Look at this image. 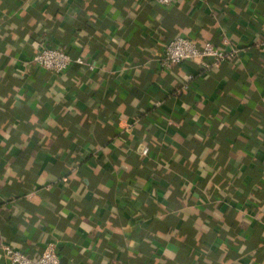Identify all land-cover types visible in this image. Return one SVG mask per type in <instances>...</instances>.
<instances>
[{
    "label": "crops",
    "instance_id": "crops-1",
    "mask_svg": "<svg viewBox=\"0 0 264 264\" xmlns=\"http://www.w3.org/2000/svg\"><path fill=\"white\" fill-rule=\"evenodd\" d=\"M178 35L240 56L166 69ZM44 44L94 68L43 71ZM5 242L67 264H264V0H0Z\"/></svg>",
    "mask_w": 264,
    "mask_h": 264
},
{
    "label": "built area",
    "instance_id": "built-area-1",
    "mask_svg": "<svg viewBox=\"0 0 264 264\" xmlns=\"http://www.w3.org/2000/svg\"><path fill=\"white\" fill-rule=\"evenodd\" d=\"M162 5H171L176 0H155ZM227 43V39H224ZM240 49L231 47L225 49L216 46L214 43H206L199 46L196 41L185 35H178L172 38L165 46L159 57L162 67L170 69L175 65L195 61L203 69H212L225 62L236 61L240 56ZM197 57L200 59L198 60ZM32 63L43 71L55 74L66 72L74 63L91 65L82 57L74 58L63 46L42 45L38 52L33 56ZM143 153H148V148L144 147ZM0 249L6 260L12 264H60L61 254L57 244H49L44 251L37 257L30 256L25 251L17 249L10 243H1Z\"/></svg>",
    "mask_w": 264,
    "mask_h": 264
},
{
    "label": "water",
    "instance_id": "water-1",
    "mask_svg": "<svg viewBox=\"0 0 264 264\" xmlns=\"http://www.w3.org/2000/svg\"><path fill=\"white\" fill-rule=\"evenodd\" d=\"M67 263H68L67 258L63 257L61 259V263L60 264H67Z\"/></svg>",
    "mask_w": 264,
    "mask_h": 264
},
{
    "label": "trees",
    "instance_id": "trees-1",
    "mask_svg": "<svg viewBox=\"0 0 264 264\" xmlns=\"http://www.w3.org/2000/svg\"><path fill=\"white\" fill-rule=\"evenodd\" d=\"M174 38V37H173ZM39 256V254L35 255V257Z\"/></svg>",
    "mask_w": 264,
    "mask_h": 264
},
{
    "label": "clouds",
    "instance_id": "clouds-1",
    "mask_svg": "<svg viewBox=\"0 0 264 264\" xmlns=\"http://www.w3.org/2000/svg\"><path fill=\"white\" fill-rule=\"evenodd\" d=\"M197 59L199 60L200 58H199V57H197Z\"/></svg>",
    "mask_w": 264,
    "mask_h": 264
}]
</instances>
